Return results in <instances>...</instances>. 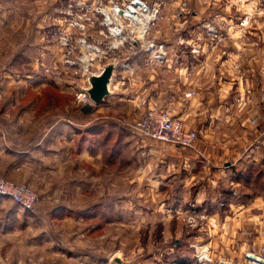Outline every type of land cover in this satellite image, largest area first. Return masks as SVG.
I'll list each match as a JSON object with an SVG mask.
<instances>
[{
  "label": "rangeland",
  "instance_id": "1",
  "mask_svg": "<svg viewBox=\"0 0 264 264\" xmlns=\"http://www.w3.org/2000/svg\"><path fill=\"white\" fill-rule=\"evenodd\" d=\"M68 1L0 4V139L25 148L41 141L34 155L43 163L48 153L49 165L35 162L22 178L0 173L37 195L29 210L0 195V264H120L116 255L126 264H200V247L209 264H238L249 251L241 248L249 234L243 228L260 234L264 227V201L254 198L264 196V174L257 168L250 183L232 181L231 88L212 108L207 132L195 120L206 111L184 117L177 111L190 101L171 104L167 96L175 79L183 95L189 66L194 80L217 71L231 85L233 55L246 58L248 44L253 54L264 50V37H251L264 35V0L254 13L245 8L252 0H144L154 13L146 31L126 21L127 40L92 61L90 70L98 71L123 59L115 88L121 96L106 104L78 98L89 72L64 64L62 40L82 57L91 51L81 40L105 51L110 39L98 22L73 27ZM150 44H163V59ZM152 106L196 131L194 146L138 133L132 124ZM96 124L105 125L93 130ZM87 251L94 260L82 263Z\"/></svg>",
  "mask_w": 264,
  "mask_h": 264
},
{
  "label": "crops",
  "instance_id": "2",
  "mask_svg": "<svg viewBox=\"0 0 264 264\" xmlns=\"http://www.w3.org/2000/svg\"><path fill=\"white\" fill-rule=\"evenodd\" d=\"M24 0H0V4L2 2H7V4H13L17 6L21 4ZM259 3L257 0H252L251 4L248 3L245 8H248V11L251 10L253 13L259 9ZM255 14H261L257 12ZM259 17V16H258ZM260 18V17H259ZM251 37L256 40V38H263L264 35L259 33H252ZM264 49V48H263ZM247 50V57H243V59H239L240 57L234 56L233 65H234V77L230 82L224 84L221 80L217 71L212 74V79L206 77V74L200 77V81L194 80L191 75V67H187V70L184 74L182 92L183 95H180L176 89V85L178 84L177 79H175V83H172L173 91L169 96H167V101L171 104H178L184 101H190V104L187 107L180 108L177 111V114L186 116H192V114H204L206 111V115H199V117H195L196 122H198V127L205 130V132L211 129V124L213 125L215 116L212 115L215 110L214 105H221L224 93L225 95L229 92L228 86H230V98L232 101V159L229 166L232 167L233 177L232 181L239 184L245 183V175H248V180L254 179V168L260 167L264 170V50L258 49L255 53H252L251 45L248 44V47L245 48ZM259 50H261L262 59H259L256 55L260 54ZM257 53V54H256ZM261 56V55H260ZM256 60L260 61V65H258ZM191 60H189L190 62ZM263 62V63H262ZM244 67L245 69H243ZM247 67V69H246ZM247 71V73H246ZM240 72H244L245 75L240 76ZM210 76V75H209ZM214 77V79H213ZM117 79H118V69L116 71V75L112 81V89L116 91L115 94L108 96L103 104L109 103V99L112 100L116 98H120L121 92L115 88H117ZM188 91L195 92L193 97H186V93ZM182 96V100H181ZM111 103V101H110ZM199 104V107L196 105ZM209 105H213V107H209ZM246 108L243 110V107ZM195 107V108H194ZM209 108V109H208ZM211 108V109H210ZM203 109H205L203 111ZM243 110V111H242ZM242 111V112H241ZM199 120V121H197ZM105 124H103L104 126ZM103 126L100 125L102 128ZM98 128L96 130H99ZM63 134L61 130H58V134ZM12 140L8 139H0V173H6L9 176L22 178L20 175L23 171L26 172L27 169L35 166V162H39L45 166L47 161V154H44L43 163L39 159L36 160L34 155L35 151L41 149V141L38 145L32 148L18 147ZM47 152V151H46ZM45 162V163H44ZM39 164V165H40ZM29 171V170H28ZM25 178V177H24ZM247 182V181H246ZM250 183V181L248 182ZM251 194L248 195V197ZM256 202L264 201V196H254ZM260 200V201H259ZM264 216V207L260 212ZM243 225H241V228ZM254 226H250V228H243L249 230L248 239L246 242H243L241 245L242 250L249 249V251H259L262 246H264V227L260 234L251 230ZM246 230V231H247ZM254 234V235H253ZM248 252V251H247ZM81 262L91 263L94 259L90 258L89 252L81 254ZM86 256V257H84ZM245 256V255H244ZM88 258V259H85ZM93 258V257H92ZM238 264H253L249 263L245 257H240L237 259Z\"/></svg>",
  "mask_w": 264,
  "mask_h": 264
},
{
  "label": "built area",
  "instance_id": "3",
  "mask_svg": "<svg viewBox=\"0 0 264 264\" xmlns=\"http://www.w3.org/2000/svg\"><path fill=\"white\" fill-rule=\"evenodd\" d=\"M66 7H73L75 9V16L69 18L73 27L86 29L87 21L95 24L98 22L105 28L107 31L106 36L110 39L105 51L97 45L86 43L85 39L81 40V43L91 53L82 57H76L74 55L75 47L68 48L69 43H71L70 39L67 37L63 38L64 40L62 42L67 49V53L63 52L64 57H67L63 60L64 64L76 67L77 70L82 69L84 75H87V72H96L90 69L93 65L92 61L97 56L100 57V55L106 54L112 48L117 49L127 40L126 21H129V25L131 24L136 28L139 27L146 31V27L144 28V20L148 24L154 15L144 0H96L94 2L89 0H70ZM249 20L250 17H246L242 19L241 24L247 25ZM153 47L158 48L156 58L163 59L166 54L163 51V44L159 46H156V44L149 45V48ZM193 95V91L187 92V96ZM78 98L85 102L90 101L86 92L79 93ZM132 125L138 133L144 136L163 142H170L182 147L194 146L198 137L196 131L185 127L184 121L179 116L173 114L168 109L158 106L149 107ZM0 195L10 197L25 209H33L37 201V195L28 185L15 183L1 177ZM244 257L249 263L264 264V246L259 251L246 252ZM198 260L200 264H209L212 261L207 248L200 247L198 249ZM219 264L232 263L221 260Z\"/></svg>",
  "mask_w": 264,
  "mask_h": 264
},
{
  "label": "water",
  "instance_id": "4",
  "mask_svg": "<svg viewBox=\"0 0 264 264\" xmlns=\"http://www.w3.org/2000/svg\"><path fill=\"white\" fill-rule=\"evenodd\" d=\"M122 61L123 59H116L114 61L104 62L101 69L93 73H88L87 85L82 89L87 93L91 102L100 104L104 102L108 96L116 93V91L112 89V81ZM88 106H90V104ZM251 257L254 258L252 255ZM114 261L120 264L128 263L119 255L114 257Z\"/></svg>",
  "mask_w": 264,
  "mask_h": 264
},
{
  "label": "trees",
  "instance_id": "5",
  "mask_svg": "<svg viewBox=\"0 0 264 264\" xmlns=\"http://www.w3.org/2000/svg\"><path fill=\"white\" fill-rule=\"evenodd\" d=\"M86 109V111H88V112H90L91 110H92V106H89V107H87V108H85ZM94 126V125H93ZM98 128H101L100 127V125L99 124H96V126L93 128V130H96V129H98ZM257 168H260V167H257ZM257 168H254V173H255V170L257 169ZM260 173L261 174H264V170L263 169H261L260 168ZM248 175H245V179H244V181L246 182L247 180H248ZM247 183H248V181H247ZM27 210H29V209H27ZM178 262H179V260H178Z\"/></svg>",
  "mask_w": 264,
  "mask_h": 264
}]
</instances>
